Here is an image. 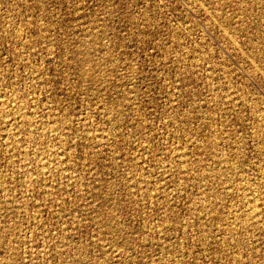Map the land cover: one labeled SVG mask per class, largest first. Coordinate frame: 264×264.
I'll return each mask as SVG.
<instances>
[{"label":"rangeland","instance_id":"1","mask_svg":"<svg viewBox=\"0 0 264 264\" xmlns=\"http://www.w3.org/2000/svg\"><path fill=\"white\" fill-rule=\"evenodd\" d=\"M0 264H264V0H0Z\"/></svg>","mask_w":264,"mask_h":264},{"label":"bare ground","instance_id":"2","mask_svg":"<svg viewBox=\"0 0 264 264\" xmlns=\"http://www.w3.org/2000/svg\"><path fill=\"white\" fill-rule=\"evenodd\" d=\"M20 110V109H19ZM19 117V116H18Z\"/></svg>","mask_w":264,"mask_h":264}]
</instances>
